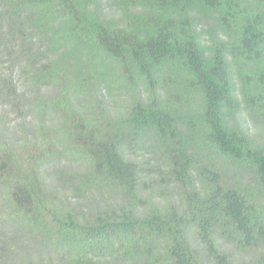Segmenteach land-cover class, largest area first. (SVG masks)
<instances>
[{
	"label": "trees",
	"instance_id": "obj_1",
	"mask_svg": "<svg viewBox=\"0 0 264 264\" xmlns=\"http://www.w3.org/2000/svg\"><path fill=\"white\" fill-rule=\"evenodd\" d=\"M102 1L0 0V108L26 113L15 71L60 75V23L146 87L117 121L69 119L89 160L73 197L0 138V264H264V0H128L121 17ZM154 140L171 202L137 154Z\"/></svg>",
	"mask_w": 264,
	"mask_h": 264
},
{
	"label": "rangeland",
	"instance_id": "obj_2",
	"mask_svg": "<svg viewBox=\"0 0 264 264\" xmlns=\"http://www.w3.org/2000/svg\"><path fill=\"white\" fill-rule=\"evenodd\" d=\"M127 1L103 0L102 7L106 12L119 16L121 9L118 3L132 5ZM132 17L124 16V20L133 22ZM59 27L62 29L61 36H64L61 42L65 47L62 50L67 55L63 58L59 54L56 58L59 65L56 64L55 69L60 75L53 74L50 81L44 79L34 83L20 71H15L16 82L27 101L26 113L21 116L2 106L0 138L9 143V147L20 145L25 157L40 158L39 169L46 180L47 190L73 197L75 189L72 185H81L89 160L68 142L69 119L76 112L81 116L98 115L117 121L134 97L144 93L146 87L131 84L118 64L105 57L90 34L80 33L71 23H60ZM204 30L207 33L203 39L207 42L214 28L206 27ZM7 65L0 64V74L5 72ZM243 114L249 119L246 108ZM157 142L152 141L147 149H140L137 154L143 167L150 166L148 170L153 169L156 176V188L149 193L159 197V200L171 202L172 198L177 200L175 194L180 190H174L171 185L165 186L169 180L167 160ZM107 190L106 196L109 197L113 190Z\"/></svg>",
	"mask_w": 264,
	"mask_h": 264
}]
</instances>
